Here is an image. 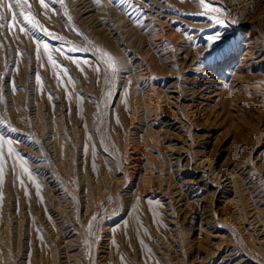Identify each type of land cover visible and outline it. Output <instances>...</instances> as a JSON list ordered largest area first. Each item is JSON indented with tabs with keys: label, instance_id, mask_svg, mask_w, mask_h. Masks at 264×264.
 Returning a JSON list of instances; mask_svg holds the SVG:
<instances>
[{
	"label": "rangeland",
	"instance_id": "rangeland-1",
	"mask_svg": "<svg viewBox=\"0 0 264 264\" xmlns=\"http://www.w3.org/2000/svg\"><path fill=\"white\" fill-rule=\"evenodd\" d=\"M45 4L0 8V264H264V0Z\"/></svg>",
	"mask_w": 264,
	"mask_h": 264
},
{
	"label": "bare ground",
	"instance_id": "bare-ground-1",
	"mask_svg": "<svg viewBox=\"0 0 264 264\" xmlns=\"http://www.w3.org/2000/svg\"><path fill=\"white\" fill-rule=\"evenodd\" d=\"M68 20V19H67ZM68 22V21H67ZM68 23H70V22H68ZM75 29H76V31L78 32V33H80L81 34V36H82V33H81V31L77 28V27H74ZM103 29V28H102ZM103 31V30H102ZM108 32V31H107ZM44 37H46V36H44ZM82 50L84 51V52H89V53H91V51L89 50V49H85V48H82ZM92 59H94V61H95V63L99 66V68L100 69H102L103 71H105V68L102 66V64L100 63V61H98L97 59H95V58H92ZM116 93H117V91H116V89H114V88H112V95L114 94V95H116ZM113 98V99H112ZM114 98H115V96H111V98H110V100H109V104H107V106H106V108L101 112V117L99 118V121H98V123H99V125L100 124H105V128H104V131L105 132H108V128H109V125H110V118H109V116L111 115L110 114V112H111V106L113 105V100H114ZM101 150H102V152H101ZM99 151L102 153V155L104 156V157H106V158H108V159H110L112 162H114L115 164H116V166L115 167H118V165H117V158H116V156H115V154L113 153V152H111L107 147H106V145H104V143L103 142H101L100 143V148H99ZM118 169V168H117ZM119 191V190H118ZM93 225V224H92ZM94 226V225H93ZM92 226V227H93ZM59 242H60V240H59ZM61 242H62V240H61ZM63 242H64V240H63ZM58 245H60V244H58ZM67 245V244H66ZM69 247V246H68ZM66 248V247H65ZM96 247L94 246H92V252H91V257H90V263L89 264H95L96 263Z\"/></svg>",
	"mask_w": 264,
	"mask_h": 264
},
{
	"label": "snow or ice",
	"instance_id": "snow-or-ice-1",
	"mask_svg": "<svg viewBox=\"0 0 264 264\" xmlns=\"http://www.w3.org/2000/svg\"><path fill=\"white\" fill-rule=\"evenodd\" d=\"M39 2L41 4H43L45 7H47V5L45 4V0H39ZM60 2L63 3L64 0H60ZM122 2H123V0H122ZM97 3H99V0H97ZM200 3L201 4H204L205 3V0H200ZM18 6H20L19 5V0H15V2L12 3V4L5 3V0H0V8H7V9L11 10L14 7H18ZM0 18H3V17H0ZM217 22L219 23L220 21H217ZM218 38H219V34H217V36H215V37H210V40H215V39H218ZM45 48H47V44H45ZM105 55H107V54L105 53ZM107 62L109 64V67H111L112 70L115 71L116 70L115 63L113 62V60H112L111 57H108V61Z\"/></svg>",
	"mask_w": 264,
	"mask_h": 264
}]
</instances>
